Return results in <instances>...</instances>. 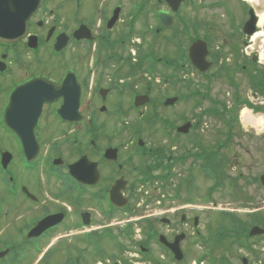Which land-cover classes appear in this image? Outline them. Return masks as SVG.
Masks as SVG:
<instances>
[{"label":"flooded vegetation","instance_id":"flooded-vegetation-1","mask_svg":"<svg viewBox=\"0 0 264 264\" xmlns=\"http://www.w3.org/2000/svg\"><path fill=\"white\" fill-rule=\"evenodd\" d=\"M176 1L28 0L22 34L0 39V264H181L189 237L191 245L210 243L199 223L212 220V195L228 186L229 162L220 143L213 151L194 135L183 145L182 135L201 120L182 121L178 113L187 97L179 88L182 53L168 56L165 47L205 42L208 70L190 67L203 78L190 82L192 110L200 95L208 110H228L213 103L210 86L220 76L232 97L241 86L264 93L261 39H252L264 0ZM34 79L56 94L35 119L22 107L32 100L17 96L10 130L13 90ZM140 97L145 102L135 106ZM186 164L209 181L200 199L210 211L186 215L175 206ZM155 185L160 195L142 196ZM118 196L122 206L112 199ZM159 207L170 214L154 217ZM255 226L264 229V222ZM181 234L175 260L161 238L171 243ZM254 239L264 242L261 234Z\"/></svg>","mask_w":264,"mask_h":264},{"label":"rangeland","instance_id":"rangeland-1","mask_svg":"<svg viewBox=\"0 0 264 264\" xmlns=\"http://www.w3.org/2000/svg\"><path fill=\"white\" fill-rule=\"evenodd\" d=\"M183 13L186 14L188 18L190 17L188 9H184ZM258 30L263 32L262 25L259 26ZM183 36L184 35H181L180 38L182 41L185 39ZM217 45L221 46L220 42L217 43ZM186 49V42L183 44L181 43V45L176 47V49L173 47V44H167L165 47V53L166 55L172 57L175 55V50H179V52L182 53L180 63H185V70L180 73L182 82L179 83V88L181 93L187 95V97L183 100V103L178 109V113L182 115L183 119H185L184 121H193L197 119L194 117L195 114L198 113L201 107H207L209 105V101H202L199 104L197 111L192 110L191 108L192 100L188 98L190 82L191 80H194L197 81V83H200L203 81V78L200 75L198 76V74L190 68V65L186 63ZM261 64L264 65V61H261ZM210 89L212 95L215 96L213 103H221L222 105L227 106L230 114L225 115V118L222 116L213 118L212 116L203 115L201 117V123L198 130H190L185 136L182 135V143L183 145H187L186 138L189 139L194 137V135H197L199 143L202 141L203 145L207 146L205 148L215 150V143L217 141L221 142L226 136L224 134L226 132V128L223 127L218 120L223 122L227 121V119L234 120L233 127L231 129L233 136L229 139L230 143H228V146L223 149V151L226 152V159H228L227 161L229 162V165H227L224 169V174H226L229 179L226 183L229 184L227 187L213 192V213L210 216V218L212 217V220L210 219L211 221L206 222V218H202L199 223L200 231L204 234L203 237L206 238L205 233L206 230H208L210 233L209 237L214 239L218 230L231 225L232 217L239 218L244 222L247 219L248 213L255 212V219L257 220L253 225H256L259 219L264 222V189H258L257 183L253 180L254 177L259 176L264 172V116L261 114L258 115L263 117L261 124L253 126L250 124L245 125L241 119V109L237 111L235 106L232 104L233 89L230 86V81L226 82L222 79V76L218 77V80L212 83ZM241 97L245 99L247 98L252 103L256 102L258 106L264 108L263 93L259 94L257 99L254 100L250 95L249 87L241 86ZM177 123H179V121H177ZM186 167L187 164L183 165L178 171L182 184V192L180 197L181 201L176 203L175 206H182L183 209L181 211L186 215L194 213L200 214L201 211L209 209L202 208V205L210 206V204H204L200 199L201 196L203 197V195H205V185H207L209 181L203 180L201 176L193 174L192 171L190 173ZM191 181L194 186L198 187V189H193V185L189 188L188 183ZM143 191V197H147L148 195H151L152 197L154 195L158 196L162 193L159 192L157 185L144 188ZM187 197L194 198V202L187 203ZM154 206L155 205H153V207ZM175 206H173V208ZM164 209L165 208L163 207H159L150 212H155L153 216L157 218L161 215L170 214H162V210ZM222 210H225V212ZM223 212L231 214V216L225 215ZM206 225H208V228ZM204 226L206 229L202 228ZM189 231L190 228L188 227L187 233ZM190 240L191 238L189 237V239L184 242L183 246L185 248L186 257L181 264H198V256L206 251L205 247H201L199 243L191 245ZM255 241H257V239H252L250 242L254 245ZM225 242L226 240H222L216 243L213 253L215 257L226 256L227 260L231 262L230 264H241L242 257L247 258L248 264H264L263 241L260 243L258 241L251 251L244 250L233 245L226 248ZM155 258L158 259L157 256ZM203 264L211 263L208 258H206L203 260Z\"/></svg>","mask_w":264,"mask_h":264},{"label":"water","instance_id":"water-1","mask_svg":"<svg viewBox=\"0 0 264 264\" xmlns=\"http://www.w3.org/2000/svg\"><path fill=\"white\" fill-rule=\"evenodd\" d=\"M28 0H0V39L4 40H14L18 38L22 32L24 31L25 26V18L28 16ZM39 1V0H35ZM181 0H177L179 3ZM34 8V6L32 7ZM17 21L20 23L18 28H13L10 24L16 23ZM16 26V25H15ZM253 30L246 31L248 35L252 34ZM206 45L203 41H196L192 43L188 48V56L191 63L200 71H204L209 67V63L206 61ZM22 95H21V93ZM56 90H54L45 80L43 79H34L28 83H25L22 86H19L12 93L11 100L7 106V119L6 124L10 130H14L15 126L13 123V115H14V106L17 100V96H21L22 98H30L31 104L30 106L23 101V108H32L31 110L34 114V119L39 115L42 104L55 96ZM16 98V100H15ZM145 102V97L136 98L135 104L137 103L143 104ZM24 113V109H23ZM9 117V119H8ZM189 123L183 124L178 130L181 132H186L188 129ZM261 185L264 186V174L259 177ZM121 197H112L114 202L118 204V206H122L124 201H119ZM256 234H264V229H261L257 226L251 228L249 235L253 236ZM183 238V234L176 236L175 240L171 243H167L163 238L160 240L165 243L173 252L175 259L179 260L182 258V253L179 247V241ZM242 264H247V260L244 258L242 260Z\"/></svg>","mask_w":264,"mask_h":264},{"label":"trees","instance_id":"trees-1","mask_svg":"<svg viewBox=\"0 0 264 264\" xmlns=\"http://www.w3.org/2000/svg\"><path fill=\"white\" fill-rule=\"evenodd\" d=\"M202 114H218L221 115L223 118H225V115L230 114V112L225 111L220 113L217 110H206L204 109L202 111ZM201 117V115H200ZM232 121L231 119H227L226 121V132L224 133L227 139H230L232 136V127L233 125L231 124ZM222 146H225V140L220 142ZM214 151H217V149H215ZM253 180L256 182L257 179H255V177L253 178ZM233 184V183H231ZM235 185V184H234ZM233 196V195H232ZM228 216H231V214H228ZM255 219V214L253 213H248L247 214V219L243 222L241 219L239 218H235L232 217V221H231V225L229 227L226 228H221L220 230H218L216 232V236L214 238L213 241V246L215 248V245L217 242L222 241V240H226L225 242V247L229 248L230 245L236 246L238 248H244L246 250L251 251L252 245L250 243V237L248 236L247 232H248V228L250 226H252L253 224H255L256 222ZM213 251V247L209 250V253ZM213 260V259H212ZM216 259L213 260V262ZM225 260V261H224ZM217 264H229V262H226V258L223 260H220V262L217 261Z\"/></svg>","mask_w":264,"mask_h":264},{"label":"bare ground","instance_id":"bare-ground-1","mask_svg":"<svg viewBox=\"0 0 264 264\" xmlns=\"http://www.w3.org/2000/svg\"><path fill=\"white\" fill-rule=\"evenodd\" d=\"M251 3H253L254 5H256L257 3H259V1L257 0H247ZM264 22V11H260L258 14V25L261 26ZM258 38H261V41L258 45V51H259V58L260 61H264V33L262 31H258L256 32L253 36L252 39L253 40H257ZM241 119L242 122L247 125L250 124L251 126L253 125H257V124H261L262 123V118L261 117H253L249 114V112L247 110H242L241 112Z\"/></svg>","mask_w":264,"mask_h":264}]
</instances>
